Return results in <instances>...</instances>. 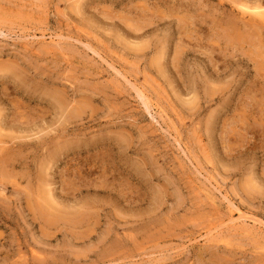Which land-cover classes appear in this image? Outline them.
<instances>
[{
    "label": "rangeland",
    "instance_id": "obj_1",
    "mask_svg": "<svg viewBox=\"0 0 264 264\" xmlns=\"http://www.w3.org/2000/svg\"><path fill=\"white\" fill-rule=\"evenodd\" d=\"M253 10L0 0V264H264Z\"/></svg>",
    "mask_w": 264,
    "mask_h": 264
},
{
    "label": "bare ground",
    "instance_id": "obj_2",
    "mask_svg": "<svg viewBox=\"0 0 264 264\" xmlns=\"http://www.w3.org/2000/svg\"><path fill=\"white\" fill-rule=\"evenodd\" d=\"M253 7V6H252ZM255 9H258V8H255ZM254 11V10H253ZM243 12V11H242ZM250 13V12H249ZM254 13L256 14V16H260L261 18H262V20L264 19V14H262V13H260L259 12V10H255L254 11ZM264 28V27H263ZM27 40V39H26ZM115 68V67H114ZM14 123V122H13ZM230 202V201H229ZM238 210V209H237ZM238 213H240V215L242 214L241 213V211L239 210V212ZM243 215H245V214H243ZM242 216V215H241ZM243 217V216H242ZM242 217H240V218H242ZM235 219V218H234ZM250 219V218H249ZM244 220V219H243ZM251 220V219H250ZM245 221H247V219L245 220ZM253 221V220H252ZM255 222H257V221H255ZM255 222H253V223H255ZM234 223V222H233ZM262 224V223H261ZM254 228V227H253ZM216 229V228H215ZM211 234V233H210ZM210 237V236H209ZM211 239V238H210Z\"/></svg>",
    "mask_w": 264,
    "mask_h": 264
}]
</instances>
